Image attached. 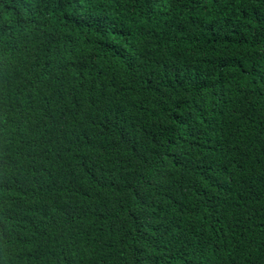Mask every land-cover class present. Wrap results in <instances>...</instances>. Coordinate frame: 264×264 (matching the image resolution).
Masks as SVG:
<instances>
[{
    "label": "trees",
    "instance_id": "obj_1",
    "mask_svg": "<svg viewBox=\"0 0 264 264\" xmlns=\"http://www.w3.org/2000/svg\"><path fill=\"white\" fill-rule=\"evenodd\" d=\"M0 264H264V0H0Z\"/></svg>",
    "mask_w": 264,
    "mask_h": 264
},
{
    "label": "bare ground",
    "instance_id": "obj_2",
    "mask_svg": "<svg viewBox=\"0 0 264 264\" xmlns=\"http://www.w3.org/2000/svg\"><path fill=\"white\" fill-rule=\"evenodd\" d=\"M2 100V99H1ZM4 102V101H3Z\"/></svg>",
    "mask_w": 264,
    "mask_h": 264
}]
</instances>
